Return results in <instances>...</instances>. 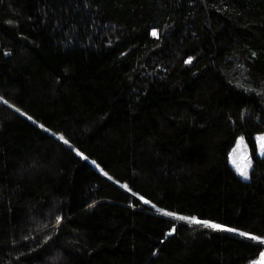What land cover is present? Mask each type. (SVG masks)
I'll use <instances>...</instances> for the list:
<instances>
[{"label": "trees", "instance_id": "16d2710c", "mask_svg": "<svg viewBox=\"0 0 264 264\" xmlns=\"http://www.w3.org/2000/svg\"><path fill=\"white\" fill-rule=\"evenodd\" d=\"M0 97V264L264 248V157L228 164L264 134V0H0Z\"/></svg>", "mask_w": 264, "mask_h": 264}, {"label": "rangeland", "instance_id": "374dc122", "mask_svg": "<svg viewBox=\"0 0 264 264\" xmlns=\"http://www.w3.org/2000/svg\"><path fill=\"white\" fill-rule=\"evenodd\" d=\"M21 112V111H19ZM22 113V112H21ZM26 118L28 116L23 115ZM38 124V123H37ZM40 125V124H38ZM53 134V133H52ZM53 136L63 142L64 140L60 139V135L53 134ZM67 145H70L69 142L65 143ZM253 154H255L258 157H264V134H257L254 137V148L253 151L249 144L243 139V137H238L236 140V143L234 146L231 148V150L228 153V164L229 166L237 173V175L244 181H247L248 179H244L239 172L237 171V168H245L247 167L248 170V176H250V172L253 168ZM262 253H264V248L260 252L259 256L257 259L253 260L249 264H264V256H262Z\"/></svg>", "mask_w": 264, "mask_h": 264}, {"label": "snow or ice", "instance_id": "6c2138e0", "mask_svg": "<svg viewBox=\"0 0 264 264\" xmlns=\"http://www.w3.org/2000/svg\"><path fill=\"white\" fill-rule=\"evenodd\" d=\"M155 34V33H154ZM0 100H3V102L5 103V104H8V101L7 100H5L3 97H0ZM10 107L12 106V105H9ZM16 111H20V109L19 108H16ZM23 115H26L25 113H22ZM28 119H32V117L31 116H29L28 117ZM41 127L43 128L44 126L43 125H41ZM60 139L61 140H64V138L61 136L60 137ZM64 142L65 143H68V141L67 140H64ZM77 154L78 155H81V156H83V153H81V152H79V151H77ZM93 163H95V161H93ZM237 171L239 172V174L244 178V179H248L249 178V176H248V170H247V167H245V168H243V169H241V168H237ZM105 175H107V173H105ZM109 178H111V177H109ZM140 199L142 200V201H144V203H150V201H148V200H146L143 196H140ZM154 206V205H153ZM162 211V210H161ZM166 215H169V216H175L176 214L175 213H171V212H169V213H166ZM59 219V218H58ZM181 219H189L188 217H181ZM193 219H195V218H193ZM200 223H202L204 226H206V227H209V228H212V229H216V230H222V231H228V232H236L237 231V229H234V228H231V227H226V226H224V225H221V224H219V223H215V222H212V221H207V220H204V221H200ZM174 230V229H173ZM239 235H241V236H245V237H247V236H249V233H247V232H243V231H241V232H239ZM252 240H258V241H260L261 243H264V238H261V237H259V236H251L250 237ZM262 256H264V253H262Z\"/></svg>", "mask_w": 264, "mask_h": 264}]
</instances>
